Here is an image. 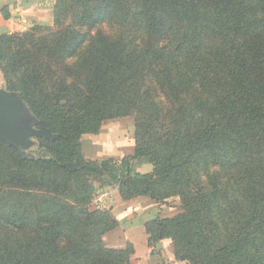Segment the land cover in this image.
Wrapping results in <instances>:
<instances>
[{
    "label": "trees",
    "instance_id": "1",
    "mask_svg": "<svg viewBox=\"0 0 264 264\" xmlns=\"http://www.w3.org/2000/svg\"><path fill=\"white\" fill-rule=\"evenodd\" d=\"M70 5L69 23L55 31L37 35L38 24L0 32L5 88L20 94L39 128L57 135L39 138L43 156L36 158L21 157L0 140V264L128 262L132 248L102 242L117 218L87 207L94 191L88 176L105 171L119 179L123 200L180 197L181 212L143 223L149 244L171 239L176 260L264 264V0ZM106 20L119 32L102 30ZM175 20L183 27L174 48L182 70L177 79L150 71L168 98L175 95L174 110L167 127L149 133L146 121L158 108L140 99L137 85L159 51L133 48L124 31L137 27L157 40ZM193 85L201 95L182 102L178 94ZM130 112L136 143L117 171L113 159L85 158L81 135L96 134L103 121ZM142 157L153 170L132 173L130 160ZM217 164L227 172L225 180L211 171ZM198 167L206 173L204 186L192 185Z\"/></svg>",
    "mask_w": 264,
    "mask_h": 264
},
{
    "label": "rangeland",
    "instance_id": "2",
    "mask_svg": "<svg viewBox=\"0 0 264 264\" xmlns=\"http://www.w3.org/2000/svg\"><path fill=\"white\" fill-rule=\"evenodd\" d=\"M63 1L64 0H51L48 9L39 10L38 15L42 18L40 20L41 22H33L32 24L27 23L22 26L18 25V28L16 26L17 30H13L12 32H23L29 30L33 25L39 24L37 35H42L50 31H55L64 24H68L74 9L70 5V0H65L64 4ZM99 27L109 33L119 32L117 25H115L112 20L103 21L99 24ZM182 32L183 27L181 24H178V20L170 24L168 30L158 37L159 39L157 40L149 38L147 33L137 27H128L124 31V35L133 48L143 49V47L152 46L153 49L157 48L159 51L157 55L150 60V65L145 64L143 79H140L137 85L141 97L140 99H151L154 101L153 104H156L158 108V113L149 115L146 121L149 133L157 130L161 131L164 127L168 126V121H170L169 111L173 109L175 96L172 93L170 94V98H168L161 87L156 84L154 76L150 71L151 69L154 71L158 70L161 77H164L168 73L171 74L174 79H177V75L181 72L182 67L179 63L180 57L178 54L174 53V48L179 42ZM206 37L205 40L208 41L209 38ZM160 51H162V54L159 55ZM176 55L177 58L173 60V57ZM173 61H175V64ZM0 88L7 90L1 72ZM8 92L17 93L15 91ZM167 93L169 95V91ZM201 93L202 89L193 85L180 92L178 97L182 102L188 103L193 100L194 96H199ZM24 105L28 109L25 103ZM28 114L29 117H34L29 109ZM22 125L27 126V121H23ZM34 127L40 129L38 124L34 125ZM39 138L44 137H28L27 139L30 141V144L27 146L19 145L18 150L27 154L28 156L25 157L28 158L43 156L42 148L39 145ZM2 141L7 142L10 147L16 149L11 146L7 140ZM80 143L81 151L85 158L96 160L113 159L111 160V166H113V172H116V167L121 163V159L133 154L134 145L136 143L135 114L130 112L127 115L103 121L98 133L82 134ZM18 150L16 149L19 154ZM129 169L132 173H149L153 170V165L146 157L133 158L130 160ZM210 169L211 171L219 173L224 180L228 178L227 172H225L224 168L219 164L210 167ZM191 176L193 178L192 185H205L206 173L202 167H198ZM235 176L236 175H233V177ZM88 180L94 186V191L87 204L88 209L107 210L116 217L117 220H120V227L123 229V232L115 231L111 233L109 232L110 230L108 233L105 232L102 235L103 245L106 248L123 250H130V248H132L131 250L133 251H131L132 253L129 256V261L124 264H169L165 256H162L157 261L149 259L147 245L151 252H159V248L161 247L166 250L167 253L170 251L173 254L171 239L166 238L149 244L143 223L152 216L171 217L181 212L182 203L180 197L177 194H172L165 198L155 200L151 199L149 196L137 195L130 198V200H123L119 192V179L114 178L108 171L100 175H89ZM114 208L115 210L112 211Z\"/></svg>",
    "mask_w": 264,
    "mask_h": 264
},
{
    "label": "water",
    "instance_id": "3",
    "mask_svg": "<svg viewBox=\"0 0 264 264\" xmlns=\"http://www.w3.org/2000/svg\"><path fill=\"white\" fill-rule=\"evenodd\" d=\"M27 121V126L22 122ZM38 121L29 117L28 109L25 107L21 96L18 93L8 92L0 88V139L18 150V146H27L30 136L54 139L57 135L51 133L47 128H36ZM22 157L28 156L18 150Z\"/></svg>",
    "mask_w": 264,
    "mask_h": 264
},
{
    "label": "crops",
    "instance_id": "4",
    "mask_svg": "<svg viewBox=\"0 0 264 264\" xmlns=\"http://www.w3.org/2000/svg\"><path fill=\"white\" fill-rule=\"evenodd\" d=\"M50 1L51 0H0V32H12L13 30H17L16 26L18 28V25L22 26L27 23L32 24L33 22H41L40 20L42 18L38 15L39 10L48 9ZM2 9L8 12L7 18L3 17L1 12ZM115 208L112 209V211H114ZM120 224V220H118V225L109 232L122 231L123 229H121ZM147 247L146 248L149 250V259L151 260L157 261L162 256H165L169 264H187L185 261L176 260L170 251L167 253L166 250L161 247L159 248V252H151L148 245Z\"/></svg>",
    "mask_w": 264,
    "mask_h": 264
}]
</instances>
